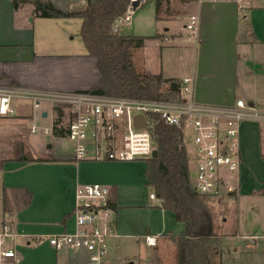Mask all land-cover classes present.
Segmentation results:
<instances>
[{"label": "crops", "instance_id": "0c3cea01", "mask_svg": "<svg viewBox=\"0 0 264 264\" xmlns=\"http://www.w3.org/2000/svg\"><path fill=\"white\" fill-rule=\"evenodd\" d=\"M63 1L67 4L65 10H82L86 7V0ZM138 1L136 7L140 6L142 0ZM174 2L177 3L178 14L190 9V13L198 14L200 18L195 42H192L194 45L163 46L159 49L158 58L157 53L153 51L151 54L149 51L159 46L156 43L159 38H147L136 52L135 58H138L140 66L145 61L147 66L143 69L146 72L163 75L165 70H172L175 64L173 57L179 56L180 67H184L194 78L196 100L231 105L236 98H242L264 114V0H251L243 8L230 0H169V6L172 7ZM71 18L74 17H39L35 15L32 3H20L15 7L13 0H0V87L77 91L98 86L101 76L96 60L87 56L86 48V51L79 50L81 53L73 51L75 48L69 39L70 32L64 24ZM173 29V25H170L164 27L163 32L155 34H162L165 39L171 36L174 42L180 40L181 36L188 40V33ZM164 53L171 59H165ZM85 61H88V68L93 70L92 77L83 82L75 76L73 79L66 76V72L74 66H77L75 71L79 74L80 64ZM31 106L34 108L33 104ZM40 108L42 118L50 116L44 104ZM45 112L47 116H43ZM53 117L52 114L51 123ZM2 119L9 120L13 126L37 121L33 110L18 111L16 116ZM33 133L30 138L25 136V151L29 153L25 156L42 161L27 162L20 160L19 156L1 161L0 208L21 234L17 239L21 258L19 264H86L84 253L57 250L47 238L52 234L75 230V193L79 185L86 183H101L111 188L116 225V235L111 238L113 246L117 239L127 237L153 247L146 244V236H156L158 245L163 236H177L185 232V223L176 221L172 211L162 208L159 198L150 197L154 190L147 193L150 185L143 160L76 161L55 136L52 147L47 148L46 145V152L39 153L36 145H40L44 130L38 127ZM240 147V186L234 205L238 213L244 204L264 203V190L257 187L259 182H263L255 184L257 175L254 172V168L260 171L264 165V118L242 123ZM31 150L35 153H31ZM242 224L239 219L238 227L241 228ZM262 224L264 229V221ZM174 227L178 230H174ZM239 228L235 237L248 236L241 234ZM251 236L254 242L247 244L250 249L243 251L248 253L249 259L245 263L264 264V247L260 249L258 242L259 239L264 240V233ZM223 240L221 237V243ZM223 250L217 260L220 264H223ZM234 251L233 264H244L246 256L238 253L236 247ZM106 264H116L114 253L110 252V239Z\"/></svg>", "mask_w": 264, "mask_h": 264}, {"label": "built area", "instance_id": "2783aa9c", "mask_svg": "<svg viewBox=\"0 0 264 264\" xmlns=\"http://www.w3.org/2000/svg\"><path fill=\"white\" fill-rule=\"evenodd\" d=\"M204 1V0H199ZM242 7L251 0H230ZM134 8L115 23L131 21ZM200 18L188 17V40H195ZM17 99L30 100L34 108L44 103L52 107L53 121L44 133L54 135L70 145L76 161H135L152 157L157 150L154 126L157 118L165 125L184 132L190 157L191 184L199 194L219 197L236 193L240 186L242 155L240 130L248 120L263 119L242 98L231 105L204 103L194 98V78L180 79L179 95L173 99L129 98L100 94L88 90L37 91L17 87H0V119L18 114ZM141 115L146 124L137 127L135 117ZM36 125L32 126L35 132ZM63 144V142H62ZM74 209L75 230L47 236L57 250L85 254L86 264H106L109 239L116 235L115 208L110 204L111 188L101 183L77 187ZM156 198L155 193L150 194ZM20 233L0 208V264H19L17 239ZM149 246L157 245L156 236H146Z\"/></svg>", "mask_w": 264, "mask_h": 264}, {"label": "trees", "instance_id": "16d2710c", "mask_svg": "<svg viewBox=\"0 0 264 264\" xmlns=\"http://www.w3.org/2000/svg\"><path fill=\"white\" fill-rule=\"evenodd\" d=\"M134 0H86L82 10H64L53 0H13L15 7L20 3H32L36 16L43 18L80 17L81 37L87 56L96 60L101 82L88 91L129 98L173 99L179 95L180 80L166 78L162 74L138 72L132 58V50L144 45L153 36L125 35L114 29L116 21L123 17ZM159 3L163 0H158ZM167 10L169 0H165ZM169 85L163 89V85ZM154 134L157 140V155L146 161V177L161 207L172 211L176 221L185 223L183 234L169 238L176 247L177 264H220L216 257L221 253V236L214 224L215 197L195 192L191 184L189 154L184 132L170 127L156 117ZM54 135L65 131L54 129ZM20 160L32 162L41 159ZM228 196H236L231 193ZM115 208V203L110 199Z\"/></svg>", "mask_w": 264, "mask_h": 264}, {"label": "rangeland", "instance_id": "374dc122", "mask_svg": "<svg viewBox=\"0 0 264 264\" xmlns=\"http://www.w3.org/2000/svg\"><path fill=\"white\" fill-rule=\"evenodd\" d=\"M55 4L64 10L66 8V3L63 0H53ZM64 3V4H63ZM177 8V3L174 2L172 7L170 9L173 11H169L166 8V4L164 1H161L159 3L158 0H142L140 2V6L136 7L132 12L131 21H122L119 23V32L121 34L125 35H153L155 33H161L164 31V27L172 26L173 30L176 32H183L188 33L191 35V32L186 28V24L188 22V17L192 14L190 13V9L187 10L184 13H179ZM161 15L162 17H159ZM170 15H173L170 17ZM170 17V20H168ZM119 20V19H118ZM117 22V21H116ZM65 27L69 30L70 35L69 39L71 41L72 46L75 48L73 51H86L85 44L83 42V39L80 34L81 26H82V20L81 18L74 17L69 19L68 22H64ZM73 37V38H72ZM180 37V36H179ZM156 42V41H155ZM179 42V43H176ZM192 42H195L194 40H187L186 37L180 38V40H177L174 42V39L170 36L169 38L165 39V36L163 35L161 38L158 39V47L152 49L150 48L151 54L157 53L156 56L160 58L159 49L163 48V46H170L173 44H183L185 46H192ZM194 45V44H193ZM162 46V47H161ZM169 48V47H164ZM139 49V48H138ZM138 49L132 50V58L134 65L137 69V71L140 73H148L146 72L143 67L145 66L143 62L141 63V66L138 62V58L136 56V52ZM79 51V53H81ZM147 53V52H146ZM167 53V52H166ZM166 53L163 54L165 59L170 58L169 55L166 56ZM159 54V55H158ZM142 56V55H141ZM171 59V58H170ZM174 66L172 67V70H165L163 72V76L166 78H176V79H182L186 76H190V73L185 71L184 67H180L181 63L179 60V56L173 57ZM165 63V61H164ZM88 61H85L84 63L80 64V73L76 74L75 69L77 66H74L71 71L66 72V76L79 78V80H83L86 78H90L93 76V70L88 68L87 66ZM166 65V63H165ZM160 74V73H159ZM97 79L99 78V75L97 74ZM169 85L165 84L163 85V89H166ZM15 104L18 108L19 113L25 112V111H32L35 118H37V121L34 120L36 124V127L41 130L45 129L46 126L51 127V117H52V107L49 105V103H44L45 108L48 109L50 116L47 118H42L41 116V108H32L31 101L25 100V99H17L15 101ZM9 120H0V171H1V161L2 159L13 157V156H19V157H25L29 155V153H26L25 149L27 148L25 143V136H28L30 138L32 134H34L32 131V126L34 124L30 122H22L20 126H13ZM44 128H42V126ZM36 131V130H35ZM41 131H39L40 133ZM53 134L50 131L49 133L42 134V138L40 139V145H36V148L39 153H45L46 152V145L51 143L53 139ZM61 142H63L64 149H70L69 143H67L65 140L60 139ZM31 149V148H30ZM192 149L191 144L187 145V150ZM31 153H35L34 150H31ZM26 155V156H25ZM191 157V156H189ZM261 159V156H259ZM29 159V158H28ZM34 159V158H31ZM262 160V159H261ZM145 163L146 161L143 160ZM190 159H189V165H190ZM259 169V168H258ZM258 169L254 168V172L256 173L257 177H255L256 185L259 181H262L263 183L259 182L260 184L257 186L259 189L264 190V176L262 174L264 173V165L261 167L260 171ZM255 175V176H256ZM1 187V183H0ZM256 187V186H255ZM153 187L150 186L147 189V193L152 191ZM154 190V189H153ZM155 192V191H154ZM216 200L212 202L214 207V224H215V230L219 236L224 238L223 242L221 243V249H224L222 252L221 260L223 264H233L234 263V248H238V253H241L242 255L246 256L244 258L245 261L244 264L247 263L249 260L247 258L248 253H243V251H247L250 249L247 244H251L254 242L252 234H263V224L262 221H264V203L258 205L255 202L250 205L244 204V206L241 209V212L238 213V210L235 205V197L228 196V195H221L219 197H215ZM224 218L226 220L224 221ZM243 223L241 228L238 227L237 223L238 220ZM261 220V221H260ZM259 221V222H258ZM237 228H239V232L241 234H246L248 236L245 237H235L234 235L237 232ZM174 230H178L174 227ZM232 235V236H231ZM234 236V237H233ZM233 237V238H231ZM112 239H110V252L114 253V261L116 264H177L176 261V247L172 240L167 235L166 237L163 236L160 239L159 244L155 247H148L145 244H143L142 241H137V239L134 238H119L117 239L116 243L112 244ZM258 240V239H257ZM258 242L260 243V249H263L264 247V240L259 239ZM217 260L218 257L216 258ZM246 262V263H245Z\"/></svg>", "mask_w": 264, "mask_h": 264}, {"label": "water", "instance_id": "95a60500", "mask_svg": "<svg viewBox=\"0 0 264 264\" xmlns=\"http://www.w3.org/2000/svg\"><path fill=\"white\" fill-rule=\"evenodd\" d=\"M138 3H139L138 0H134V1L132 2V6H133L134 9L136 8V6H137ZM43 116H47V113L45 112V113L43 114ZM135 124H136L137 127L144 126V125L146 124V120H145V118H144L143 116H141V115H137V116L135 117ZM51 147H52V144L49 143V144L47 145V148H51ZM157 153H158V151H157V150H154L153 153H152V156L155 157V156L157 155Z\"/></svg>", "mask_w": 264, "mask_h": 264}]
</instances>
